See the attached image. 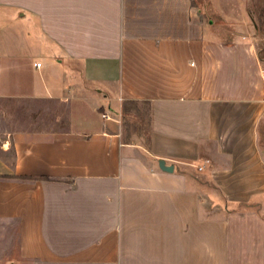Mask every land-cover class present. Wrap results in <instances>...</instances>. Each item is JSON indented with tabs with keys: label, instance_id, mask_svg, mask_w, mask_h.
<instances>
[{
	"label": "crops",
	"instance_id": "crops-1",
	"mask_svg": "<svg viewBox=\"0 0 264 264\" xmlns=\"http://www.w3.org/2000/svg\"><path fill=\"white\" fill-rule=\"evenodd\" d=\"M261 4L0 0L10 264H264Z\"/></svg>",
	"mask_w": 264,
	"mask_h": 264
},
{
	"label": "rangeland",
	"instance_id": "rangeland-1",
	"mask_svg": "<svg viewBox=\"0 0 264 264\" xmlns=\"http://www.w3.org/2000/svg\"><path fill=\"white\" fill-rule=\"evenodd\" d=\"M259 3H263V0H258ZM262 5V4H261ZM262 5V6H263ZM263 46H260L262 48ZM264 53V50H263ZM264 58V54L262 56ZM40 105H36L34 107L31 106H23L22 104H17L14 101H0V111L5 113L3 117L0 114V135L7 130L6 128L10 126H14V119L18 116V121L22 126H31L36 125L39 119V115L36 111L39 110ZM43 107V109H45ZM42 109V110H43ZM35 111L34 113L32 111ZM145 114V110L143 111ZM17 114V115H16ZM42 120H46V114H44L41 118ZM126 131L128 133L136 134V126L133 124L128 125L125 124ZM148 119L145 116L143 118V123L141 122L138 126L139 133L146 134L148 130ZM259 211L262 213L264 209L261 207ZM17 225L14 222H10L9 224L2 223L0 224V264H10L12 262V256H16L18 249V239L16 233Z\"/></svg>",
	"mask_w": 264,
	"mask_h": 264
},
{
	"label": "water",
	"instance_id": "water-1",
	"mask_svg": "<svg viewBox=\"0 0 264 264\" xmlns=\"http://www.w3.org/2000/svg\"><path fill=\"white\" fill-rule=\"evenodd\" d=\"M161 168L163 169V170H166V171H169V172H172L173 171V167H170V168H165L164 166V163L163 162H161Z\"/></svg>",
	"mask_w": 264,
	"mask_h": 264
},
{
	"label": "built area",
	"instance_id": "built-area-1",
	"mask_svg": "<svg viewBox=\"0 0 264 264\" xmlns=\"http://www.w3.org/2000/svg\"><path fill=\"white\" fill-rule=\"evenodd\" d=\"M103 118H104L105 120H110L109 116H107V115H103ZM199 170L202 171L203 168H199Z\"/></svg>",
	"mask_w": 264,
	"mask_h": 264
}]
</instances>
